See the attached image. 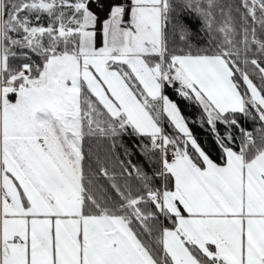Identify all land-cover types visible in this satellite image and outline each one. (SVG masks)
I'll return each mask as SVG.
<instances>
[{"label": "snow or ice", "instance_id": "snow-or-ice-1", "mask_svg": "<svg viewBox=\"0 0 264 264\" xmlns=\"http://www.w3.org/2000/svg\"><path fill=\"white\" fill-rule=\"evenodd\" d=\"M0 264H264V0H0Z\"/></svg>", "mask_w": 264, "mask_h": 264}, {"label": "trees", "instance_id": "trees-1", "mask_svg": "<svg viewBox=\"0 0 264 264\" xmlns=\"http://www.w3.org/2000/svg\"><path fill=\"white\" fill-rule=\"evenodd\" d=\"M167 94L170 96L171 99L178 102L182 113L185 115V117L189 118V120H191V118L195 117L198 114V110L194 106H190L186 102L179 100V98L175 95V93L171 89L168 90ZM242 123H243V121H242ZM245 126L248 127L249 129L252 127L251 124H247ZM190 127L193 131V134L197 137L199 142L207 150L210 151V155L214 159V161L217 163H222V161L219 158L218 149L214 148L211 134L205 128H200V127L196 126L195 124L190 123ZM166 130H170V129H167V127H166ZM222 130L223 129H221V131ZM93 150H95L94 144H93ZM86 151H87V146H86Z\"/></svg>", "mask_w": 264, "mask_h": 264}]
</instances>
